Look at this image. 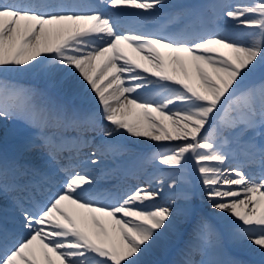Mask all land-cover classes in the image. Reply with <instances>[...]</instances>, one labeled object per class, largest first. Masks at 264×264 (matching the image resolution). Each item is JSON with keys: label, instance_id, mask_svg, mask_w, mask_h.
<instances>
[{"label": "snow or ice", "instance_id": "obj_1", "mask_svg": "<svg viewBox=\"0 0 264 264\" xmlns=\"http://www.w3.org/2000/svg\"><path fill=\"white\" fill-rule=\"evenodd\" d=\"M169 7L175 10L164 27L121 30V16L143 25ZM217 8L248 29L247 41L209 30ZM45 64L53 66L50 71L58 65L69 76L78 73L97 107L81 110L38 99L33 89L0 72V119L31 128L29 150L38 147L46 157L41 167L31 168L33 175L47 183L45 170L73 141L95 145L92 164L99 161L91 157L105 150L114 156L128 152L126 134L168 142L150 157L160 173L156 183L175 192L191 164L211 208L229 221V237L247 239L264 256V174L250 177L243 166L227 163L242 155L264 170V76L243 83L264 68V0H99L86 6L0 0V69L32 71ZM88 132L95 135L88 139ZM12 169L23 171L18 163ZM9 170L8 162H0V178ZM59 171L58 190L49 188L43 200H35L34 211L17 204L23 232L0 234V264H141L160 237L170 230L180 235L178 217L188 220L193 213L186 191L179 194L182 205L175 198L156 203L162 193L148 186L109 198L96 177L64 165ZM7 188L0 183V193ZM222 245L220 230L201 219L183 239L179 264H225L219 259Z\"/></svg>", "mask_w": 264, "mask_h": 264}, {"label": "bare ground", "instance_id": "obj_2", "mask_svg": "<svg viewBox=\"0 0 264 264\" xmlns=\"http://www.w3.org/2000/svg\"><path fill=\"white\" fill-rule=\"evenodd\" d=\"M219 1L220 0H168V3L169 5L188 2H195L204 5H228L238 2V0H224V3ZM64 3H68V1ZM102 10L105 12L114 11L112 9ZM174 10L175 9L171 7L161 10L160 12L154 14V17L148 20L147 23H154L155 26L160 28L167 23L168 16ZM216 12L217 15L212 17V22L209 24L210 31H220L224 34L234 35L244 41L248 40L247 38H241V33L246 32V28L243 29V27H236L235 25H232L233 22H231L229 18L224 17L221 13H219L218 8ZM135 19L137 18L130 16L119 17L121 30L135 28L134 26H136L137 24H134V26L132 25V22ZM213 24H218L221 26L219 27V29H216L217 27L213 29ZM138 27H140V30H142L141 25H138ZM155 30L156 29H151L150 31ZM52 67V65L45 64L32 71L17 72L8 71L7 69H0V72H3L5 75L15 73L14 75L28 74L32 76L34 74H37L41 78L45 79L44 83L42 81V85H38L37 83H35V81L27 82L20 81L18 79L9 80L7 76L6 78L19 86L31 88L34 91H37L38 89L41 90L47 88L54 89L52 90V92L54 93L53 96L55 97V101L53 104H62L68 108H77L81 110H94L97 107V100L94 97V94H92L89 90L85 88L86 82H82V79L79 77L78 73L69 76L67 75V69H64L61 66L57 65L55 66L57 69L56 71H50ZM257 71L258 68L243 83L245 85L253 83L259 80L262 76H264L263 71ZM141 74L148 76L149 79H155L154 77H151L148 73ZM173 87L175 86L173 85ZM57 92L63 93L71 100H68L64 96L61 97V95L58 96ZM19 122L22 125L19 131L24 130V132L20 133L19 138L17 140L21 142V145L23 147L20 150V154L12 155L17 157L15 159L18 161V164L20 166L23 164L22 162H25L24 170L21 171L24 172L26 171L25 168L31 169L32 167H41L42 161H44L46 157L44 156L43 150L38 147H33L31 150H29L28 142L32 137L33 130L27 127L20 120ZM5 127V120L0 119V141L2 139L1 133L3 131H6ZM84 135L88 139H91L92 136H94L95 134L88 132ZM97 143H99L98 139ZM125 143L128 146V152L123 153L122 155L114 156L111 151L105 150L103 155L91 157L92 159H98L99 161L97 164H92L89 162V153H92L95 150V145L77 144L74 141L69 142L66 145V148L72 146L74 150L70 151L71 153H69L68 150H65L59 158V160H65V163L50 164L46 171H51L54 173V176H57V168H60L62 165L70 166L75 171H77V168H81V173H87L88 175L90 173L94 174L93 177L97 178L98 187L104 192L105 196L109 198L117 196L118 194L124 191L138 186H148L153 189H159L162 193L161 197L158 198L156 201V203L159 204H165L171 199L178 197L179 193L167 194V184L160 186L156 183L154 177H158L160 173L150 161L151 155L157 150V148L161 144L167 145L168 142H159L158 144L157 142L150 141L147 138H134L126 134ZM63 155H66V157L68 158L64 159ZM227 163L231 166H243L245 172L248 173L250 177L255 176L258 179L262 174H264V170H262L261 166L258 163L249 164L242 155L239 156L238 159H233L230 157V160ZM9 165L12 166V163L9 162ZM196 175L198 177L197 173ZM51 178V174H48L47 180ZM10 181H8V183H11ZM3 182H5V177L0 178V183ZM8 183H6L8 185L7 190L3 193H0V211L11 208L10 202L7 198H15V191H18L19 188H36L38 193L43 194L45 192V189L43 188L41 182L32 185L30 184L27 177L24 175H22V180L18 181L17 179L15 190L13 189V186ZM190 183L191 181L187 179V176H184V179L181 181L180 185L188 187ZM195 186L197 192L195 199L198 202V205H200V208L196 209V211L192 213L191 218L188 220H186L183 215L178 217L176 221V228L179 230L180 235H177L175 231L170 230L164 236L160 237L153 245L151 250L141 257V264H179L182 258L181 249L183 247V239L186 238L187 232L190 231L191 227H194L195 224L201 219L206 220L213 227L220 230L223 236V245L219 255V259L224 261L225 264H230V262H235V264H264V256H262L259 249L251 245L247 239H231L229 237V232L231 231L229 221L226 219H221L223 214L220 213L218 210H214L211 208L199 179L195 181ZM41 189H43L42 192ZM29 195L32 198L35 197L33 192L29 193ZM105 202L108 201L106 200ZM197 259H199V257H197Z\"/></svg>", "mask_w": 264, "mask_h": 264}, {"label": "rangeland", "instance_id": "obj_3", "mask_svg": "<svg viewBox=\"0 0 264 264\" xmlns=\"http://www.w3.org/2000/svg\"><path fill=\"white\" fill-rule=\"evenodd\" d=\"M219 2L224 3V0H220ZM232 25H234V24H232ZM220 26L221 25L216 26L217 28L216 27L215 28L219 29ZM243 29H245V28H243ZM247 31L248 30H246V32ZM243 33H245V32H243ZM243 33H241V38H247L248 39V37L244 36ZM263 70H264V68L258 67V71H263ZM14 74L15 73H12V74H9V75L6 74V76H7V78H9V80L10 79H18L20 81H27V82L28 81H35V83H37L38 85H42V81L44 83V80H45V79L41 78L40 76H38L37 74H34L32 76H30L28 74H25V75H14ZM46 90L47 89H41V90L38 89L37 91H35L36 94H37V98L40 99V98H43L44 96L46 98ZM49 90H51V89H49ZM52 90H54V89H52ZM57 93H58V96L61 95V97L64 96L68 100H71L66 95H64L63 93H59V92H57ZM49 98H51V97H49ZM4 120H5V123H6V127H5L6 131H3L1 133V138L2 139L0 141V144L3 145V146H5L4 143L7 140L10 141V142L13 140V141H15L14 143H16L17 139L19 138V135H20V133L22 131V130L19 131L21 129V127H22V125L19 122V120H17V119H4ZM229 160H230V158H229ZM184 176H187V179H189L191 181V183H190V185L188 187L179 185L178 188L175 190V192H173L172 190H170L167 187L168 191L167 190L166 191L168 192L167 194H169V193H179L180 194L181 192L186 191L191 197L190 204H191V207H192L193 212H194V211H196V209L200 208V205H198V202L195 199L196 198V194H197L196 186H195L196 177H195V175L193 174V172H192V170L190 168H188V171L185 172ZM175 199L177 200V204H180V205L183 204V200H181L179 198V196L175 197ZM201 208H202V206H201Z\"/></svg>", "mask_w": 264, "mask_h": 264}]
</instances>
